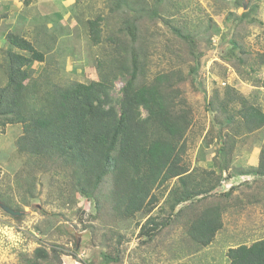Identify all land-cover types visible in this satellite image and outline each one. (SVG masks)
Wrapping results in <instances>:
<instances>
[{
  "label": "rangeland",
  "instance_id": "obj_1",
  "mask_svg": "<svg viewBox=\"0 0 264 264\" xmlns=\"http://www.w3.org/2000/svg\"><path fill=\"white\" fill-rule=\"evenodd\" d=\"M11 1L14 13L8 12L0 24V87L6 82L2 67L10 32L28 38L45 56L43 62L31 64L32 86L106 80L115 110L130 79L132 52L139 62L135 86L148 84L159 73L183 72L187 79L178 87L181 94L175 104L184 101L191 126L180 141L184 144L180 159L190 171L183 177L189 183L186 191L196 188L201 193L171 209L172 190L178 184L172 178L151 188L149 200L125 218L113 210L110 193L121 199L124 191L125 199L132 196V189L110 185L112 175L107 171L98 186L107 198L101 214L77 192L74 206H63L71 196L68 187L80 178L71 159L30 153L22 124L7 123L0 126V203L7 201L20 215L14 218L0 209V264H24L23 259H31L38 248L47 249L44 264H228L229 248L264 239V158L259 161L264 127L236 132L241 120L233 117V109L239 102L225 109L219 99L233 87L264 113V97L256 87L264 77V0H37L53 1L43 7L46 15L39 14L33 0L27 5L25 0ZM251 10L248 18L239 19ZM98 16L101 41L93 44L87 22ZM253 19L257 23L249 21ZM128 26L134 27L135 41ZM184 35L194 41L197 57L189 55ZM39 96L48 103V96ZM146 115L140 108L139 117ZM219 143L223 151L214 159L215 152L207 153L218 150ZM220 162L226 169L220 170ZM62 188L67 189L60 198ZM190 202L193 209L182 215L186 220L206 207H218L220 212L222 227L205 247L191 240L178 217V210ZM149 218L155 226L147 223ZM103 254L115 261L103 263Z\"/></svg>",
  "mask_w": 264,
  "mask_h": 264
},
{
  "label": "trees",
  "instance_id": "obj_2",
  "mask_svg": "<svg viewBox=\"0 0 264 264\" xmlns=\"http://www.w3.org/2000/svg\"><path fill=\"white\" fill-rule=\"evenodd\" d=\"M141 12L156 14V11L147 13L145 9ZM250 12L252 10L243 12L239 19L245 20L250 16ZM100 20L98 16L87 22L93 44H99L101 41ZM249 21L257 23L254 19ZM132 23L126 21V25ZM127 31L134 40V27L128 26ZM5 38L8 47L3 57L2 70L6 82L0 87V126L4 127L7 123L22 124L25 133L22 137L30 153L39 151L45 155L43 158L51 155L71 159L70 165L75 167L81 180L78 179L75 185L68 187L71 196L63 201V206L66 203L74 206L73 195L77 192L89 200L93 209L101 214L102 205L107 202V198L100 193L98 186L107 171L112 175L110 185L132 189V196L129 198L126 195L125 199L124 191L120 192V195H123L121 199H118L117 194L110 193L115 200L113 210L125 218L140 210L144 201L149 200L151 188L160 187L172 178H177L178 184L172 190L175 199L171 209L174 205L180 206L201 193V190L196 188L191 192L186 191L189 183L183 177L190 171L181 164L180 159V152L184 149V144L180 141L191 126L190 112L183 108L184 101L179 100L178 107L175 104V99L181 94L178 87L187 79L183 72L171 70L159 73L148 84L135 86L139 62L137 54L132 52L130 79L122 88V98L115 101L118 105V110H115L114 99L110 96V87L106 80L88 84L72 83L66 87L54 84L44 87L34 85L35 83L32 86L31 64L43 62L44 54L38 51L31 41L18 34L9 33ZM183 39L190 46L189 55L192 58L197 57L193 52L194 41L185 35ZM262 59L264 65V56ZM112 62L119 64L120 60ZM196 69L197 63L195 68L191 69V74ZM258 85L264 87V77ZM42 93L49 97L48 103L41 101L42 96L39 95ZM240 93L236 88H227L222 98L219 97L221 108L227 109L234 101L239 102L237 110L233 109V117L237 115L241 120L236 132L240 133L241 129H244L245 133H251L262 129V109L258 105L247 103ZM31 94L34 97L31 98ZM140 108L147 113L144 119L139 117ZM212 113L214 115V112ZM153 129L154 136L150 132ZM217 149L210 150L207 154L215 152L213 158L217 155L214 158L217 159L223 151L222 145ZM260 153L259 161H262L264 148ZM218 164L220 170L226 169L225 162ZM66 189L62 188L60 191V198ZM151 199L152 202L154 198ZM2 204L12 208L7 201H2ZM190 209H193L192 202L178 210V217L186 224L185 232L191 240L205 247L212 242L222 227L220 212L218 207H206L186 220L182 215ZM162 213L164 214V211ZM154 221L149 218L147 223L152 225ZM103 255V263L115 261L111 256ZM47 256V249L38 248L34 250L32 258H24L23 263L44 264ZM226 257L228 264H264V239L250 245L229 248Z\"/></svg>",
  "mask_w": 264,
  "mask_h": 264
},
{
  "label": "crops",
  "instance_id": "obj_3",
  "mask_svg": "<svg viewBox=\"0 0 264 264\" xmlns=\"http://www.w3.org/2000/svg\"><path fill=\"white\" fill-rule=\"evenodd\" d=\"M2 1L3 0H0V5H3V7L2 8H0V10H2V11H4V13L2 12V13H0V24H1V22H2V20L3 19H5V15L9 12V14L8 15H12L14 12H11V9H13V3H12V1L11 0H5L6 1V4H3L2 3ZM29 1L30 0H25V5H27L28 3H29ZM35 1V2H34ZM33 2L35 3V5H38L39 4V6H38V12H39V14H42V15H46L48 12H46L44 9H43V7L45 6V8L48 6L49 7V5L51 6L52 4H53V1H47V2H39V1H37V0H33ZM9 3H11V4H9ZM32 3V2H31ZM31 3L29 4V5H31ZM42 3V4H41ZM28 5V6H29ZM15 6H16V4H15ZM1 7V6H0ZM42 8V10H40ZM55 14V13H54ZM58 14H59V16L61 17V15H60V12L58 11ZM56 15V14H55ZM28 22V19L26 18V19H24V24L25 23H27ZM10 33H13V32H10ZM13 34H17V33H13ZM19 35V34H18ZM21 36V35H20ZM23 37V36H22ZM23 38H26V37H23ZM27 40H29L28 38H26ZM30 41V40H29ZM7 42V41H6ZM7 47H8V44H7ZM259 90H261V95L260 96H263L264 97V87H261V86H256ZM258 163V154H256V163L254 162V165H256Z\"/></svg>",
  "mask_w": 264,
  "mask_h": 264
},
{
  "label": "water",
  "instance_id": "obj_4",
  "mask_svg": "<svg viewBox=\"0 0 264 264\" xmlns=\"http://www.w3.org/2000/svg\"><path fill=\"white\" fill-rule=\"evenodd\" d=\"M0 209L6 213L9 216L15 217V216H19L20 214L16 211L11 210L10 208H8L7 206H5L4 204L0 203Z\"/></svg>",
  "mask_w": 264,
  "mask_h": 264
},
{
  "label": "built area",
  "instance_id": "obj_5",
  "mask_svg": "<svg viewBox=\"0 0 264 264\" xmlns=\"http://www.w3.org/2000/svg\"><path fill=\"white\" fill-rule=\"evenodd\" d=\"M222 85H224V84H222ZM73 264H81V263H79V262H73Z\"/></svg>",
  "mask_w": 264,
  "mask_h": 264
}]
</instances>
